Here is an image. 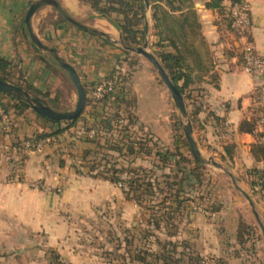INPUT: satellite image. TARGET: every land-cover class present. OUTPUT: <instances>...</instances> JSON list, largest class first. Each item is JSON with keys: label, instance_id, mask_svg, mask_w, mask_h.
Wrapping results in <instances>:
<instances>
[{"label": "rangeland", "instance_id": "374dc122", "mask_svg": "<svg viewBox=\"0 0 264 264\" xmlns=\"http://www.w3.org/2000/svg\"><path fill=\"white\" fill-rule=\"evenodd\" d=\"M84 5L89 6L93 10V14L90 9L84 8H81L83 13L77 16L63 12L66 16L85 26L91 28L97 26L100 29L111 31L113 33L112 40L118 39L120 42L121 37H117L118 32L112 29L114 26L110 27L112 24L106 18L101 17L92 4L84 3ZM50 10L52 13L40 25L36 21L32 23L34 17L32 18L31 30L45 46L56 49L59 57L63 58L68 55L64 51L66 46L73 50V46L67 45L72 41L64 37L57 40V37L62 36L63 33L70 34L68 29L74 30L75 26L67 20H62L56 9ZM152 15L153 12L149 7L146 12V23L152 22L153 25L151 30L146 33L144 43L137 47H141L147 42L148 51L159 60L161 52H172L173 48L169 46L168 42L164 43V48L157 46L159 37ZM175 16H180V13H176ZM54 21L63 24L66 32H58L56 29L52 31L51 29L54 27L50 28L48 25ZM20 28L21 30H16L15 36L21 37L23 28L26 26ZM43 29L50 30L49 38L44 36ZM173 35L176 36L177 45L183 47L184 43L180 36L176 32ZM189 35V39L200 51L203 48L201 38L195 37L193 34ZM25 37L27 50L23 49L22 52H18L21 59L16 56L12 61L11 72L14 79L22 78L23 80L26 77L41 92L37 97L33 93H28L34 98L42 99L54 109L58 111L72 110L77 102V93L73 84L58 67L54 54L40 51L27 34ZM119 42L120 47L116 48L122 51L124 48ZM201 52L203 53V51ZM116 53L119 54V51L113 49L111 52L110 49L107 55L108 59L114 60L115 63L112 78L107 76L100 83L94 85V90L103 83H116L115 92L119 94L120 101L117 102L114 97H111L108 102H101L99 105L97 103L93 106L99 112H95L91 118L90 122L92 123L89 122L88 126L94 129H91L88 134L95 136L98 133L103 136V142L105 139H109L114 147L117 146L121 149V151L116 148L113 150L110 145L106 147L107 150L104 152L106 156L98 155V165L101 167L92 174L90 173V176H94L100 173L99 171H104L111 177L114 176V170H119L120 181L118 183H112L102 176H97L100 180L108 181L118 191L114 187L116 190L113 189L112 195H110L104 187L95 186L90 183V180H86V183L82 184L83 188L80 187L75 192L73 201L65 209L67 210L65 214L72 223L70 238L64 242V244L68 243L69 252L60 255L56 251L53 254L51 249H46L47 240L39 237V241H44L42 245L45 246L44 251L48 250L47 254H23V263L40 264L39 262L42 261V264H138L132 261V257L136 255L137 251L159 252L160 244L172 241L177 246L176 251L182 253L185 264H190V256H199L206 264H264V236L259 222L246 197L234 186L228 175L229 170L222 166L224 162L221 159L214 160L205 155L203 188L193 190V193L190 194L195 200L188 204L190 207L187 210L179 212L173 220L160 221L159 226L155 224L151 209L162 200L156 185L153 190L155 196L151 193H149L150 195L144 194L142 198L136 200L126 196L125 192L128 191L126 180L129 178V170H144L154 183L156 178H159L160 182L164 181L161 178L162 175L170 174L173 169L176 170L174 164L163 169L158 168L163 164L155 156L157 150L179 151L190 160L193 155L190 147L186 145L187 140L183 131V124H186V121L180 115L171 93L154 67L144 57L132 52L120 53L122 61L114 58ZM190 62L192 61L190 60ZM196 76L197 72L193 76L195 84L190 86L186 96L189 94L192 99L197 101L201 92L198 89L199 82ZM44 94H50L51 100L50 97L45 98ZM95 96L103 98V96ZM186 96H184L185 104H191L190 100L186 101ZM1 99L2 102L9 105L10 112L8 114L5 109L0 107L2 112V115L0 114L2 119L0 122V126H2L0 127V184L10 188L7 198L13 200L12 205L6 207L8 218L3 219L0 216V236L10 235V239L18 241L19 238L16 236L19 235L21 226H23V231H27L29 228L27 226L31 222L28 220L33 207L27 205L23 208L16 207L13 202L16 200V196L22 195L26 201L32 200L33 202L36 201L33 194H38L45 196L46 200H51L55 196H59L60 192L62 194L66 186L71 185L72 187L75 183L80 182L81 179L71 172L72 166L77 164L80 159L75 158L77 149L70 147L69 143L77 141L76 136H83L85 131L82 126L83 122L79 123V127L68 128L59 139L65 140L66 144L55 143L52 147L47 146L46 149L51 151L56 149L55 151H57L54 155L55 159H47L45 147L42 144L36 146V151L30 149L31 143L27 140H31L35 132L32 129L26 135L22 134L23 121L18 124L17 118H23V114L18 115L17 111L11 109L16 102L7 97ZM97 107L98 109H96ZM194 110L193 106L187 107L191 122L190 112H194ZM28 111L33 112L32 109ZM106 123H110L112 126L110 132H106L104 128ZM196 127L198 129V126ZM5 132H9L8 136H5ZM194 135L196 140L198 136ZM8 140L9 143L6 142ZM130 147L134 153L130 152ZM140 147L143 148L142 151ZM149 153L151 154L147 155ZM60 160L66 162L67 166L64 170L58 169ZM212 160L218 165L221 164L223 168L214 167L211 164ZM81 171L88 172L85 169ZM176 177L178 175L172 173L173 180ZM233 178L236 179L237 186L252 199L255 210L264 225V190L257 187L254 191L249 184L254 178L252 179L248 175ZM18 185H22L23 189H18L21 188ZM57 186H59L58 189H56ZM77 187L78 185L73 188ZM162 187L166 191V185H162ZM5 193L0 191V198H4ZM105 193L109 195L105 196ZM54 209L55 207H50L43 211L52 216ZM19 218L22 220V224L17 222ZM10 239L1 238L0 249L12 244ZM35 241L34 237L25 238L24 234L23 248L35 246ZM38 244L41 246V242ZM167 249L171 250V247H167Z\"/></svg>", "mask_w": 264, "mask_h": 264}, {"label": "crops", "instance_id": "0c3cea01", "mask_svg": "<svg viewBox=\"0 0 264 264\" xmlns=\"http://www.w3.org/2000/svg\"><path fill=\"white\" fill-rule=\"evenodd\" d=\"M34 1L35 0L32 2ZM58 1L60 9L67 14H74V16L81 15L83 13L81 8L86 10L90 9V12L92 11L93 14V10H91L89 6H85L84 3L79 0ZM191 1L198 17L200 25L199 34L203 47L201 50L199 49L201 56H203V68L196 70V77L199 82L197 85L201 92V95L197 99L199 106V113L197 115L198 120L196 125H194V134H197L199 138H196L198 148L203 158L206 155L214 160H224L222 166L228 168L229 173L233 177L245 176L254 169L264 171V162H257L252 153L253 146L258 142V135L262 132V127L259 122H257V118L259 117L255 106V98L257 96L258 86L264 82V76L253 75L249 73L245 67L243 59L244 42L239 40L232 28L231 10L234 5L231 0H222L220 8L211 9L208 7L210 0ZM243 1V5L247 7L251 23L248 41L255 51L264 57V0ZM31 3L29 0H0V58L8 60L11 64L13 58L16 56H18V59H21L18 52H22L23 49L27 50L25 34L30 37L27 26L23 29L21 37L15 36V32L16 30H21L20 27L23 26V20L25 19L27 9ZM50 7L52 6H43L39 9L32 23L35 21L38 25L43 23L45 19L49 17V14L52 13L50 9L54 7ZM54 9L57 10L56 12L59 17L64 20L60 11L57 8ZM152 25V22L146 25V33L151 30ZM48 26L50 28L54 27L51 29L52 31L56 29L58 32H66L65 26L58 21L50 22ZM112 26L113 25L110 27ZM86 27L104 34L107 37L94 32L80 30L75 27L76 30L68 29L70 34L63 33L62 36L57 37V40L64 37L72 41L70 43L68 42L67 45L73 46V50H70L71 47L68 48L66 46L64 51L68 53V55H66V57L62 56V59L70 63L77 70L83 85L89 86L88 89H91L93 88L92 86L100 83L109 76L113 70L115 63L113 62L114 60L108 59V51H110V49L111 52L113 49L119 51V54L116 53L114 58L121 61L122 57L120 55L123 52L116 48L120 47L118 44L119 40H112L111 37L113 33L111 31L100 29L97 26H95V28ZM112 29L118 32L117 37L119 38V31L115 27H112ZM42 33L49 38V29H43ZM15 45L17 47H14ZM201 51H203V53ZM37 60L41 61L40 59ZM63 73L68 78L64 71ZM23 79L31 84L26 77ZM92 95L93 92H90L88 96L93 97ZM93 104V106H95L96 103L93 102ZM93 106L87 107L86 105L87 109L86 112H84V116L89 122L92 121L91 118L93 117L90 114L99 112L96 111ZM96 109H98V107ZM21 121H23V132H21L25 135L31 132L32 129L34 132H52L57 128L54 124L45 121L36 113L30 111L23 114V118H17L18 124ZM247 123L254 126V132L251 133L248 130L242 129L243 125ZM196 126H198V129H196ZM6 142L9 143V140ZM74 143H76L75 149L78 151L81 144L77 141H74ZM64 144H66L65 140L62 141V145ZM229 146H232V154L230 156L227 155L225 150V148ZM44 147L46 158L55 159L56 156L54 155H56V149L51 151L46 149L48 148L47 146ZM77 163H80V160H78ZM66 166L65 162L64 167L62 168L59 165L58 169L64 170ZM71 172L78 179H81V181L75 183L72 187L71 185L68 187L66 186L62 194L60 192L59 196L57 195L51 199L52 201L46 200L45 196H39L38 194H33L36 197V201L33 202L32 200L26 201L23 199L22 195L16 196L17 201H13L16 207L23 208V206L26 207V205L33 207L28 220V222L31 223H29L30 225L28 224L29 226L27 227L29 228L27 231H23V226H21L20 231L18 230L19 235L16 236L19 238L18 241L10 239V235L0 236V239H10L9 241L12 242V244L0 249V264H24L23 254L29 255L34 253L35 255H45L50 249L55 252L57 251L60 255L66 254L69 252L70 248L68 247V243L64 244V242L70 238L72 223L71 219L65 214L67 212L65 209L73 201L75 192H77L80 187L81 189L83 188V183H86V180H90V183L95 184V186L100 185L104 187L110 195H112V190L116 188L108 181L100 180L86 174V171L83 174H78L75 168L72 167ZM77 185V188H73ZM18 187H21L18 188L20 190L23 189L22 185H18ZM58 187L59 186H57L56 189H58ZM0 191L6 192L5 197L0 198V216L5 219L8 218L6 207L12 205L13 199L7 198V196H9L8 192H10V188H8L7 185L0 184ZM107 195L109 194L105 193V196ZM50 207H55L52 216L50 213L43 211ZM56 209L58 214H56ZM19 221L17 222L20 224L23 223L20 218ZM24 234L25 238L34 237L36 240L35 243L38 244V242H41V246L35 244L33 247L23 248ZM39 237L47 240V251H44L45 246L42 245L44 241H39ZM39 263L42 264V261Z\"/></svg>", "mask_w": 264, "mask_h": 264}, {"label": "trees", "instance_id": "16d2710c", "mask_svg": "<svg viewBox=\"0 0 264 264\" xmlns=\"http://www.w3.org/2000/svg\"><path fill=\"white\" fill-rule=\"evenodd\" d=\"M33 0H29L31 3ZM84 3H89L94 6L95 11L103 18H106L119 32L121 37V42L127 47H137L144 43L146 37V2L145 0H79ZM233 5H243V0H231ZM222 0H210L208 7L211 9H216L221 7ZM151 10L153 12L152 19L154 21V27L157 30V35L159 37L158 47L164 48V43L168 42L169 46L173 48L172 52H161L159 60L165 71L167 72L169 78L175 87L181 92V94L186 96L187 90L190 86L195 84V79L193 78L196 70L203 68V61L200 52L195 47L194 43L189 39V34H193L195 37H200L199 30L200 25L198 22L197 14L193 8L191 0H149ZM61 16L65 19V14L62 10H59ZM176 13H180V16H175ZM25 21L23 20V27H25ZM24 29V28H23ZM177 33L183 40L184 46L181 47L177 45L176 36L173 34ZM173 35V36H172ZM125 54L128 51L122 50ZM190 60L192 62H190ZM12 64L4 59L0 58V79L19 86L24 91L33 93L36 97L41 94V92L34 86L29 84L22 78L14 79L11 69ZM202 71V70H201ZM114 73H110L108 78H112ZM87 94V107L93 106L94 103H104L108 102L111 97H114L116 101H120L119 94L116 93V83L112 84V90L106 92L103 98H97L94 93L93 88L88 89L89 86H84ZM120 88V87H119ZM123 88V87H121ZM90 92H93V97H89ZM117 94V95H116ZM45 98L51 100L50 94H44ZM2 97H7L16 102L11 109L17 111L18 115L25 114L31 107L23 102L19 101L0 90V107L5 109V112L9 114L10 107L8 104L2 102ZM186 101L190 100L191 104H186V107H195L194 112H190V116L193 122V126L197 123V115L199 113L198 100L192 99L189 94L185 97ZM44 104L50 106L48 103L40 99ZM95 104V105H96ZM190 105V106H189ZM52 107V106H50ZM54 108V107H52ZM87 109V108H86ZM86 109L84 112H86ZM257 109V108H256ZM189 110V109H188ZM33 111V110H32ZM36 113L35 111H33ZM39 117L45 121L54 124L57 128L52 132H35L34 136L30 141L32 151H36V146L42 144L43 146H53L55 143L62 144L60 136L66 132L68 128L79 127V123L83 122L82 126L84 128L85 134L83 136H76V140L81 147L77 151L76 157L80 159V163L74 164L72 167L75 168L78 174H83L82 169L88 170L86 174L90 175L92 172L96 171L101 167L98 165V155H105L109 145L111 149L121 151L117 146L114 147L113 143L109 139H105L103 142V136L96 134L95 136H90L88 133L91 129L88 126L90 123L84 116V113L74 121L56 123L48 120L42 115L36 113ZM95 114V113H94ZM94 114H90L94 116ZM259 117V111L257 110ZM2 119L0 118V122ZM259 122V118H257ZM67 127V128H66ZM106 132L112 130L110 123H106L104 127ZM243 130H248L249 132H254V126L249 123L244 124ZM6 135L9 132H5ZM264 133L261 132L258 135V142L253 146L252 153L257 162H264ZM49 140V141H48ZM51 140V141H50ZM54 140L55 142H53ZM48 141V142H47ZM49 143V144H47ZM70 147L75 148L76 143H70ZM189 147V144L186 142ZM141 148V147H140ZM131 153L133 152L132 147H130ZM143 148L140 150L142 151ZM227 155H231L232 146L225 148ZM140 151V152H141ZM137 154H140L137 152ZM151 153L147 154L150 155ZM159 161L163 164L160 168H166L168 165L174 164L176 170H171L170 174L162 175L164 181L160 182L159 178H156V182L151 181V177L144 170L131 169L129 170V178L126 180L128 184V191L125 192L126 196L131 199H140L144 194L151 193L155 196V185L158 187L159 197H162L161 202L156 207H151L153 210L152 217L156 221L155 224L159 226L160 221H170L181 212L182 210H187L190 207L188 204L192 203L195 198H192L190 194L193 190H198L203 188L204 185V163L197 161L194 157L192 160L185 157L181 152H173L171 150L158 151L155 154ZM224 161V160H222ZM60 166L64 167L63 160H60ZM94 175L102 176V178L111 181L112 183H118L120 174L119 170H114L113 175L109 177L104 171H99ZM172 173H176L178 177L173 180ZM249 177L254 180L249 182L251 188L255 191L257 187H261L264 190V171L259 169L251 170L247 173ZM92 176V175H91ZM166 185V191L162 187ZM141 192V194H140ZM165 195V196H164ZM188 195V196H187ZM190 196V197H189ZM199 198H201L199 196ZM148 236V235H146ZM161 245V250L159 252H148L145 250H140L136 252V255L132 257V261L138 264H185L182 253H178L177 246L174 242L169 241ZM171 247V250L167 249ZM54 250L52 253L54 254ZM58 255V254H57ZM56 255V256H57ZM58 259V256L56 257ZM59 260V259H58ZM190 264H206L203 259L199 256H190ZM60 264V263H57Z\"/></svg>", "mask_w": 264, "mask_h": 264}, {"label": "water", "instance_id": "95a60500", "mask_svg": "<svg viewBox=\"0 0 264 264\" xmlns=\"http://www.w3.org/2000/svg\"><path fill=\"white\" fill-rule=\"evenodd\" d=\"M146 2V7L147 9L150 7L149 0H145ZM52 6L54 8H57L58 10L60 9L59 1L58 0H35L28 8L26 16H25V24L28 28L29 34H30V39L32 43L42 52L48 51L55 56V60L57 62L58 67L66 73L70 81L72 82L73 86L75 87L76 93H77V102L75 104V107L72 110L69 111H58L46 104H44L40 99L32 97L28 92L24 91L22 88H20L17 85H14L12 83H9L7 81H4L0 79V90L7 95L27 103L33 111L36 113L42 115L43 117L47 118L48 120L56 123H62V122H69V121H74L77 118H79L85 111L86 105H87V94L85 87L81 81V78L77 72V70L68 62H66L64 59L59 57L57 54V51L54 48H49L45 46L41 40L33 34L31 30V20L34 17V15L37 13L39 9H41L43 6ZM66 20L70 22L73 26L76 28H79L80 30L84 31H90L94 32L96 34L106 36L104 34H101L95 30H91L87 28L86 26L82 25L81 23L77 22L76 20L65 16ZM107 37V36H106ZM122 47L128 51L132 52L134 54H137L139 56L144 57L157 71L158 75L160 76L161 80L169 90V92L172 95V98L174 100V103L182 116V118L186 121V124H183V131L185 138L189 144L190 150L192 152L193 157L202 163H206L204 160L199 148L198 144L194 138V128L193 124L189 118V113L187 111V107L185 104V100L181 92L175 87V85L172 83L171 79L169 78L167 72L161 65L160 61L157 59V57L148 51V43L146 42L143 46L137 47V48H132V47H127L122 44V42H119ZM214 167L222 169L220 165H218L215 161L212 160L211 163ZM229 177L232 179V182L234 186L246 197L248 202L250 203V206L254 212V215L259 222L260 228L262 230L263 236H264V225L260 220V217L258 213L255 210V205L250 198L249 195H247L243 190H241L233 176L229 174Z\"/></svg>", "mask_w": 264, "mask_h": 264}, {"label": "built area", "instance_id": "2783aa9c", "mask_svg": "<svg viewBox=\"0 0 264 264\" xmlns=\"http://www.w3.org/2000/svg\"><path fill=\"white\" fill-rule=\"evenodd\" d=\"M232 28L239 40L244 42L243 59L247 71L256 76H264V57L259 55L249 43L251 30L250 16L245 5H234L231 10ZM112 90V83L107 82L96 88L94 95L102 97L106 92ZM255 106L259 111V124L264 133V82L257 88ZM0 114L2 112L0 110ZM264 141V138L262 139Z\"/></svg>", "mask_w": 264, "mask_h": 264}]
</instances>
